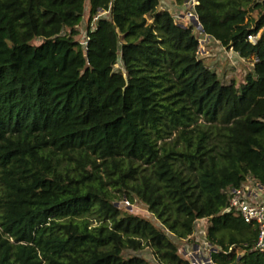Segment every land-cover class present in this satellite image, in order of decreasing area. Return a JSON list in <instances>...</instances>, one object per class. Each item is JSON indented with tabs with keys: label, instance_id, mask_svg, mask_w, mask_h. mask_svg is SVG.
<instances>
[{
	"label": "trees",
	"instance_id": "1",
	"mask_svg": "<svg viewBox=\"0 0 264 264\" xmlns=\"http://www.w3.org/2000/svg\"><path fill=\"white\" fill-rule=\"evenodd\" d=\"M88 1L108 14L84 46ZM198 1L203 34L253 62L240 88L160 0H0V264H191L124 200L179 240L208 221L214 264H264L228 211L229 188H264V2Z\"/></svg>",
	"mask_w": 264,
	"mask_h": 264
},
{
	"label": "rangeland",
	"instance_id": "2",
	"mask_svg": "<svg viewBox=\"0 0 264 264\" xmlns=\"http://www.w3.org/2000/svg\"><path fill=\"white\" fill-rule=\"evenodd\" d=\"M263 2L264 0H260V3ZM262 15L263 13L259 10L251 12L249 16V22L255 25L256 21L259 20ZM95 25L96 19L91 21V10L88 1L86 15L82 24L79 26L80 35L76 38V40L85 46L89 29L93 30L95 28ZM193 26L194 33L200 41V58L204 60L207 66H209L218 74L219 79L223 83L230 84L231 82H235L237 87L240 88L241 85L245 82L246 75L250 71H252L253 62L242 61L238 54H236L233 50L222 47L214 40L209 41L208 37L203 34V31L199 27L194 24ZM262 31H264V29ZM39 43V41L35 42V44ZM115 70H123L122 64L120 63L119 65H117ZM244 187L249 189L255 188L254 181L250 178L247 183H245ZM118 206H120L122 209H127L131 214L135 216H139L153 222L158 229L164 231L171 239V241H173L178 246L179 255L183 259L190 261L191 264H202L205 260V257L209 256V252L211 249L205 238V231L208 226V221L204 220L197 224L196 233L190 240H179L163 228L160 221H158L157 218L148 211L147 207L143 203L136 201L134 205H130L126 200H124L119 203ZM199 247L204 250V255L202 256H196L195 251ZM128 256H138L146 259L152 264H159L153 254V251L149 248L139 252L130 251L126 254V257Z\"/></svg>",
	"mask_w": 264,
	"mask_h": 264
},
{
	"label": "built area",
	"instance_id": "3",
	"mask_svg": "<svg viewBox=\"0 0 264 264\" xmlns=\"http://www.w3.org/2000/svg\"><path fill=\"white\" fill-rule=\"evenodd\" d=\"M199 5L198 0H185L186 13L184 17L176 15L175 21L183 27H188L194 24V20L198 21L196 7ZM108 13H100L95 19L101 16H107ZM182 21V22H181ZM249 41L256 44V37H249ZM255 184V188H229L228 195L230 196L229 212H234L239 215L248 225H253L258 230V241L253 249L254 252L264 254V188ZM211 249V248H210ZM197 255H204V250L200 247L195 251ZM213 249L210 250L209 256L205 257L202 264H214L211 258ZM193 264V263H192Z\"/></svg>",
	"mask_w": 264,
	"mask_h": 264
},
{
	"label": "crops",
	"instance_id": "4",
	"mask_svg": "<svg viewBox=\"0 0 264 264\" xmlns=\"http://www.w3.org/2000/svg\"><path fill=\"white\" fill-rule=\"evenodd\" d=\"M159 8H160V10H164V11L170 12L174 17L176 15H181L182 17H184V14L187 11L186 10V6H185V3L180 4L178 2V0H160V6H159ZM208 40L210 41L211 38L208 37ZM241 60L242 61H245L243 59H241Z\"/></svg>",
	"mask_w": 264,
	"mask_h": 264
},
{
	"label": "water",
	"instance_id": "5",
	"mask_svg": "<svg viewBox=\"0 0 264 264\" xmlns=\"http://www.w3.org/2000/svg\"><path fill=\"white\" fill-rule=\"evenodd\" d=\"M194 25H196L197 27H199L203 31V28L198 21L194 20Z\"/></svg>",
	"mask_w": 264,
	"mask_h": 264
}]
</instances>
